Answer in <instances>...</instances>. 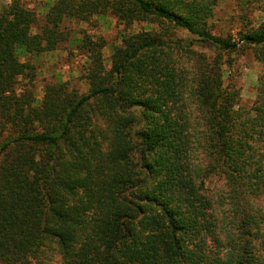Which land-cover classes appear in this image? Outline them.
<instances>
[{
	"label": "trees",
	"instance_id": "1",
	"mask_svg": "<svg viewBox=\"0 0 264 264\" xmlns=\"http://www.w3.org/2000/svg\"><path fill=\"white\" fill-rule=\"evenodd\" d=\"M218 2L57 0L41 17L12 0L0 11V264H264V22L240 40L263 65L246 108L221 62L241 43L206 28ZM108 13L166 31L128 32L110 68L106 42L84 36L89 90L52 82L37 102L20 55L60 50L66 20Z\"/></svg>",
	"mask_w": 264,
	"mask_h": 264
},
{
	"label": "rangeland",
	"instance_id": "2",
	"mask_svg": "<svg viewBox=\"0 0 264 264\" xmlns=\"http://www.w3.org/2000/svg\"><path fill=\"white\" fill-rule=\"evenodd\" d=\"M12 0H0V11L7 7ZM57 0H21V2L31 9L38 12L43 17ZM104 16V19L101 17ZM95 16L89 24L79 22L76 19L66 20L64 27L69 31L68 40L60 49L56 57L44 56L40 54L20 55V60L30 62L35 67L32 79L33 90L37 102H40L44 95V87L52 82L71 81L79 88L81 93L89 90L88 82L81 80L82 73L87 66V59L77 49L78 40L84 36H89L94 40L102 38L106 42L103 49V56L107 68L111 66V56L114 48L122 43L123 36L128 32L140 30H154L161 33L166 30L159 22L148 24L137 22L130 27L121 24L113 15L106 14ZM115 20V21H114ZM264 22V0H219L214 8L213 15L207 22V30L214 36L223 39H232L234 42L241 43L239 48L233 52L223 53L221 62L224 71V83L226 85L233 81L240 89V104L246 108H252L257 97V86L260 76L263 73V65L257 60L254 50L243 46L240 42L242 36L248 34L251 29L257 28ZM36 31V30H34ZM168 34L173 39L187 41L198 40V38L186 31L169 28ZM194 49L201 54H206L213 59V53L205 46L195 43ZM196 64V60L192 63ZM24 81L18 85L22 88ZM261 203H264V197Z\"/></svg>",
	"mask_w": 264,
	"mask_h": 264
},
{
	"label": "crops",
	"instance_id": "3",
	"mask_svg": "<svg viewBox=\"0 0 264 264\" xmlns=\"http://www.w3.org/2000/svg\"><path fill=\"white\" fill-rule=\"evenodd\" d=\"M101 19H104V16L101 17ZM115 21V20H114ZM61 51L60 50H55V51H52V52H47V53H44V56H53V57H56V55H58Z\"/></svg>",
	"mask_w": 264,
	"mask_h": 264
}]
</instances>
